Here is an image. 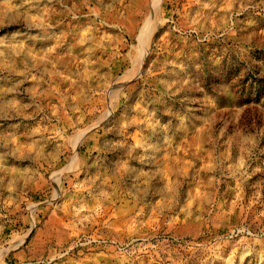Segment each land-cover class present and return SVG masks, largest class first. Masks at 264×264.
I'll return each mask as SVG.
<instances>
[{"label":"rangeland","instance_id":"1","mask_svg":"<svg viewBox=\"0 0 264 264\" xmlns=\"http://www.w3.org/2000/svg\"><path fill=\"white\" fill-rule=\"evenodd\" d=\"M0 264H264V0H0Z\"/></svg>","mask_w":264,"mask_h":264},{"label":"crops","instance_id":"2","mask_svg":"<svg viewBox=\"0 0 264 264\" xmlns=\"http://www.w3.org/2000/svg\"><path fill=\"white\" fill-rule=\"evenodd\" d=\"M35 146L37 145V142L35 141L34 143H33ZM39 153H41V152H39ZM42 154V153H41ZM23 155L24 156H22V157H27V158H29V159H31V160H42V159H45L46 160V156H43L42 155V158H40L39 156L37 157L36 155H30V152H28V153H26V152H23ZM46 155V154H45ZM44 157V158H43Z\"/></svg>","mask_w":264,"mask_h":264}]
</instances>
